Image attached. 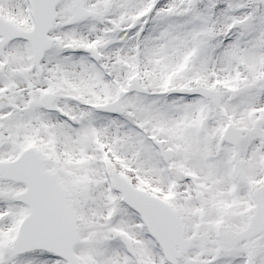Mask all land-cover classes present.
I'll return each instance as SVG.
<instances>
[{"label":"snow or ice","instance_id":"snow-or-ice-1","mask_svg":"<svg viewBox=\"0 0 264 264\" xmlns=\"http://www.w3.org/2000/svg\"><path fill=\"white\" fill-rule=\"evenodd\" d=\"M0 264H264V0H0Z\"/></svg>","mask_w":264,"mask_h":264}]
</instances>
